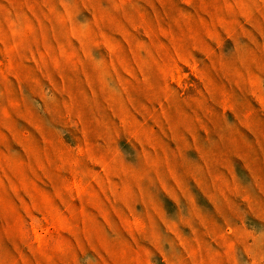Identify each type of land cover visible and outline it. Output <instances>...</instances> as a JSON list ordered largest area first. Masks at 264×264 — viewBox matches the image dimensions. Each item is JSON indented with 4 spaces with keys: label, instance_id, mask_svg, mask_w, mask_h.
Returning a JSON list of instances; mask_svg holds the SVG:
<instances>
[{
    "label": "rangeland",
    "instance_id": "rangeland-1",
    "mask_svg": "<svg viewBox=\"0 0 264 264\" xmlns=\"http://www.w3.org/2000/svg\"><path fill=\"white\" fill-rule=\"evenodd\" d=\"M0 264H264V0H0Z\"/></svg>",
    "mask_w": 264,
    "mask_h": 264
}]
</instances>
